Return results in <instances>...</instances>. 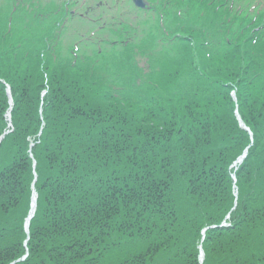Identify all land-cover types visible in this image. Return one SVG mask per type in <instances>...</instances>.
<instances>
[{"label": "trees", "instance_id": "obj_1", "mask_svg": "<svg viewBox=\"0 0 264 264\" xmlns=\"http://www.w3.org/2000/svg\"><path fill=\"white\" fill-rule=\"evenodd\" d=\"M164 1L160 44L0 13V264H264V0H188L201 25Z\"/></svg>", "mask_w": 264, "mask_h": 264}, {"label": "rangeland", "instance_id": "obj_2", "mask_svg": "<svg viewBox=\"0 0 264 264\" xmlns=\"http://www.w3.org/2000/svg\"><path fill=\"white\" fill-rule=\"evenodd\" d=\"M60 1H64L66 5L68 6L67 15L70 14L69 12L71 10L73 13L72 14V26L69 27L65 25L64 28L62 29L61 27L63 26V22H61L59 25V29L61 28L62 30L61 33H65L68 28L72 30L71 37L68 34H66L65 37L62 38L63 43L70 42V39H72V45L75 40L76 42L74 43V45H76L77 43L83 44L88 38H91L92 36L102 37L105 35V32L110 29V25L117 24L118 22L131 25L132 27H128L127 25L125 26L128 28H132L134 30L136 28V30H139L140 33H142L145 29L146 30L144 31L145 34L151 36V38H152V33L150 30L156 33V31L154 30V27L152 26V24L154 23L152 13L149 11L144 12L143 10L138 9L136 6H134L131 3V1L129 2V0H111V2L110 0H107L108 5H104L106 0H97L96 2H93V0L92 1L91 0L89 1L88 0H60ZM172 1L175 3L174 5L175 9L183 15V19L180 21L182 25H187L188 21L189 22L197 21V24L201 25L202 22L197 17V14L195 13L196 9H195L194 3H189L187 7H184L182 9V4L179 3L178 0H172ZM33 3L36 4L37 3L36 0H34ZM35 6L37 7L38 5H35ZM86 6L91 7L89 11H93L91 10L92 8H98V10H95L94 12L85 14L86 18L91 15V17L95 19L94 24H89L88 22H86V20H83L84 22H86L85 24H83V22L80 20V16L84 14L83 13L84 10H82V8ZM153 6H157V8L154 9V12H153L156 18H158L159 16H163L171 20L174 17V15H171V12L166 9V6L171 7L168 2H165L164 0H148V7H149L148 9L155 8ZM6 8H7L6 5H0V11H4ZM181 10H183L184 13ZM184 14L191 16V18L185 19ZM31 16L37 17L39 15L33 12ZM65 21L66 23H69L68 19H65ZM98 21H103V22L99 24ZM149 26H151L150 29L148 28ZM10 27H11V31L13 30V34L15 36L14 37L15 40L10 45L14 47L19 46L20 43L23 40H25L23 37V34H21L22 33L21 29L16 28L15 26H12L11 21H10ZM98 31L101 34H99ZM87 33H91V34L87 35ZM105 36H109V35L106 34ZM28 43H30V41ZM33 198L34 196L32 195L31 200H33Z\"/></svg>", "mask_w": 264, "mask_h": 264}, {"label": "bare ground", "instance_id": "obj_3", "mask_svg": "<svg viewBox=\"0 0 264 264\" xmlns=\"http://www.w3.org/2000/svg\"><path fill=\"white\" fill-rule=\"evenodd\" d=\"M8 106H9V108H11L12 107V104L10 103V102H8ZM9 122H10V120H9V118L7 119V123L9 124ZM7 124V125H8ZM32 192H34L35 190H34V188H33V185H32ZM36 206V204H34L33 202L30 204V209H29V212H28V216H27V218L28 217H30L31 216V214L33 213V211H34V207Z\"/></svg>", "mask_w": 264, "mask_h": 264}, {"label": "water", "instance_id": "obj_4", "mask_svg": "<svg viewBox=\"0 0 264 264\" xmlns=\"http://www.w3.org/2000/svg\"><path fill=\"white\" fill-rule=\"evenodd\" d=\"M245 154V153H244ZM244 157V155L242 156V158ZM32 215H33V213L31 214V216L29 217V219L32 217ZM28 219V220H29ZM28 220H27V222H26V225H25V228H26V231H27V226H28Z\"/></svg>", "mask_w": 264, "mask_h": 264}]
</instances>
